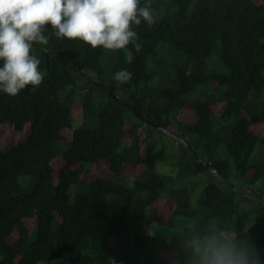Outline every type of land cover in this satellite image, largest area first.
Listing matches in <instances>:
<instances>
[{
  "label": "trees",
  "instance_id": "trees-1",
  "mask_svg": "<svg viewBox=\"0 0 264 264\" xmlns=\"http://www.w3.org/2000/svg\"><path fill=\"white\" fill-rule=\"evenodd\" d=\"M150 3L160 20L134 26L141 51L53 36L35 43L47 51L32 50L41 85L0 92V264H184V241L206 227L225 231L232 216L234 233L264 259V229L247 228L264 222V207L155 127L186 140L229 183L231 173L260 182L264 199V0ZM122 69L131 86L113 80ZM176 217L192 225L169 239L146 234L151 222L167 229Z\"/></svg>",
  "mask_w": 264,
  "mask_h": 264
},
{
  "label": "clouds",
  "instance_id": "clouds-1",
  "mask_svg": "<svg viewBox=\"0 0 264 264\" xmlns=\"http://www.w3.org/2000/svg\"><path fill=\"white\" fill-rule=\"evenodd\" d=\"M159 20L150 0H0V92L15 96L41 85L40 60L32 54L35 43L46 45L54 36L78 39L93 49L115 52L131 45L139 52L143 45L134 26L143 21L152 27ZM132 76L122 69L112 78L131 86ZM145 232L155 235L151 225ZM183 247L184 264H264L250 238L220 229L195 232ZM110 264L116 262L110 258Z\"/></svg>",
  "mask_w": 264,
  "mask_h": 264
},
{
  "label": "rangeland",
  "instance_id": "rangeland-1",
  "mask_svg": "<svg viewBox=\"0 0 264 264\" xmlns=\"http://www.w3.org/2000/svg\"><path fill=\"white\" fill-rule=\"evenodd\" d=\"M78 123V121H76ZM157 135V134H156ZM161 137V141L166 143L168 146L172 147V148H177V142L166 137V136H160ZM205 160H209V159H205ZM156 167L158 169H166L168 170L169 168L167 166H163L160 164H156ZM230 180L232 181L233 185L243 189L245 191H248L250 193H252L253 195L260 194L259 192V187L261 186L260 182L254 184V185H247L244 180L243 177L239 176V174H235V173H231L230 175ZM231 183V182H230ZM231 183V184H232ZM202 186H199L198 189H201ZM237 201L240 203L241 206H245V208H257L253 203L248 202L246 200H244L242 197H237ZM114 203L116 206H119L121 204V202L118 199H114ZM114 210H116L117 208H113ZM235 219L234 216H232L230 219H227L226 222L224 223L225 225V231L226 232H231L234 233L235 232V227H234V222L233 220ZM257 223L255 222H249L247 223V228H252L250 226H252L253 223V228L255 229H264V222L262 221V219H256ZM149 225L152 226V230L154 231L155 235H159L162 236L163 238L169 239L171 236V233L174 231L175 227H183L186 225H192L191 220L188 219H181V218H173L172 219V226L171 228H167L164 229L166 227H162L163 229L157 228L158 225L156 226L155 222H151Z\"/></svg>",
  "mask_w": 264,
  "mask_h": 264
},
{
  "label": "water",
  "instance_id": "water-1",
  "mask_svg": "<svg viewBox=\"0 0 264 264\" xmlns=\"http://www.w3.org/2000/svg\"><path fill=\"white\" fill-rule=\"evenodd\" d=\"M33 47L39 51H47L39 46H37L36 44L33 45ZM73 66L77 69V71L79 72V74L89 83L92 84L98 88H100L101 90H103L104 92H106L113 100H115L117 103L121 104L123 107H125L127 110H129L132 114H134V116L136 118H138L140 121L145 122V123H149L152 125V123L147 120L146 118H144L143 116H141L140 114L136 113L133 109V107L128 104L127 102H125L122 98H120L117 95H114L112 93H110V91L108 90V88L106 86H104L103 84L99 83L97 80H95L94 78L90 77L87 73H85L83 70H81L76 64H74L72 62ZM155 127L160 130L163 134H165L166 136L176 140L177 142L183 144L187 150L189 151V153L191 154V156L194 158V160L196 162L202 163L204 165V168L206 171L212 173L213 175H215L220 181L225 182L228 186H230L232 188V190L236 191L237 193H239L240 195L250 199L251 201L261 205L262 207H264V199L263 198H259L258 196L253 195L252 193H249L243 189H240L234 185H232L231 183H229L222 175H220V173L217 171V169L215 168V166L209 162V161H202L199 160V158L197 157L195 151L192 149V147L188 144V142L182 138H180L176 133L170 131L167 128H162V127H158L155 125Z\"/></svg>",
  "mask_w": 264,
  "mask_h": 264
}]
</instances>
